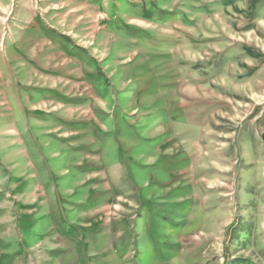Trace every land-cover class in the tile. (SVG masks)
I'll return each instance as SVG.
<instances>
[{"label":"rangeland","instance_id":"374dc122","mask_svg":"<svg viewBox=\"0 0 264 264\" xmlns=\"http://www.w3.org/2000/svg\"><path fill=\"white\" fill-rule=\"evenodd\" d=\"M0 264H264V0H0Z\"/></svg>","mask_w":264,"mask_h":264}]
</instances>
